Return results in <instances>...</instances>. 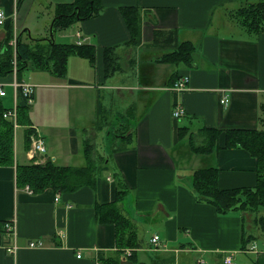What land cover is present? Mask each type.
Masks as SVG:
<instances>
[{
  "label": "crops",
  "instance_id": "1",
  "mask_svg": "<svg viewBox=\"0 0 264 264\" xmlns=\"http://www.w3.org/2000/svg\"><path fill=\"white\" fill-rule=\"evenodd\" d=\"M259 1L100 0V9L74 20L66 34L69 28L55 30L53 20L59 5L74 0H0V56L7 44L28 48L25 68L35 79L25 81L22 70L0 75V100L9 94L13 104L22 94L15 81L30 84L27 109L45 104L47 115L38 123L28 114L14 127H24L28 162L19 163L15 146L14 163L0 165V264H101V257L126 249L135 253L130 264H224L226 254L236 264H264L262 228L247 234L241 214H218L196 199L192 186L193 172L207 167L217 168L223 188L257 181L255 157L241 146L225 147V131H264V28L250 32L234 17ZM80 38L93 55L70 53L62 75L35 65L31 42L50 49L53 42L77 44ZM183 42L193 46L187 61L164 59ZM182 76L187 88L176 91L172 86ZM176 104L183 110L179 118L172 114ZM29 128L44 139L40 155L58 166H84L89 140L98 162L93 183L65 192L18 182L17 165L32 164L24 146ZM207 128L221 131L217 145L194 151L191 140L204 143ZM114 200L136 227L135 240L138 226L149 225L138 248L119 245L115 223L100 219L97 204ZM4 221L14 224L13 232L3 231ZM154 234L159 241L153 246ZM32 240L42 244L30 246ZM141 251L154 255L141 257Z\"/></svg>",
  "mask_w": 264,
  "mask_h": 264
},
{
  "label": "trees",
  "instance_id": "2",
  "mask_svg": "<svg viewBox=\"0 0 264 264\" xmlns=\"http://www.w3.org/2000/svg\"><path fill=\"white\" fill-rule=\"evenodd\" d=\"M100 0H74L69 5H59L57 13L53 20L52 27L55 30H64L69 28L74 20H83L100 9ZM125 12L129 24L130 19ZM248 31L258 32L264 28V1L250 3L237 10L234 16ZM135 35H138V27H131ZM22 45L17 46L18 58L26 61L28 48H21ZM50 51L42 66H49L58 75H62L65 71L66 60L70 53L76 52L81 55L91 57L93 55L92 49L83 50L81 44H58L51 43ZM193 46L190 42H183L175 47V49L167 54L164 59L170 61H187L190 58ZM7 53V47L3 55ZM47 55V54H45ZM35 56H41L35 54ZM44 56V54H43ZM39 66V65H37ZM43 67V68H44ZM9 68H4L0 64V75L7 74ZM33 96V95H32ZM17 121L18 124H24L29 117L25 116L24 109L27 107V100L18 92L17 95ZM7 109L2 105L0 100V165H12L14 163V126L11 120L3 117V112ZM186 127H180L179 131ZM220 130L214 128H207L206 141L202 144L195 145L191 140V148L198 151H211L218 141ZM32 133L29 128L25 132L24 146L28 148V140ZM225 147L241 146L253 155L257 162V181L253 186H241L223 188L218 184L217 168L207 167L197 169L193 172L192 186L195 191L196 199L199 202H205L213 206L218 214H240L245 209L258 210L260 207L264 208V131L257 130H240V131H225ZM84 152L86 156V164L84 166H58L47 159V164L41 168V172L37 170V164L17 165V180L18 182H27L35 189H43L50 187L55 191L70 192L83 185L92 184L95 180L96 160L93 158V147L89 144V140L85 141ZM98 215L101 220H112L116 225V235L119 245L124 243V246L138 248L140 240L134 239L135 226L129 218L122 213L121 208L116 200L108 203H99L96 206ZM243 219V218H242ZM257 220L260 221L262 233L264 231V217L261 216ZM122 229V231H120ZM245 233V232H244ZM241 237V243H247L248 239ZM264 234V233H263ZM253 237L252 235H250ZM126 239V241H125ZM128 242V244H126ZM122 248V247H119ZM121 253V255H120ZM114 257H101V264H119V259L125 258L134 260L135 253L125 255L124 250ZM124 255V256H122ZM119 257V258H117Z\"/></svg>",
  "mask_w": 264,
  "mask_h": 264
},
{
  "label": "rangeland",
  "instance_id": "3",
  "mask_svg": "<svg viewBox=\"0 0 264 264\" xmlns=\"http://www.w3.org/2000/svg\"><path fill=\"white\" fill-rule=\"evenodd\" d=\"M236 13H237V11L235 12V14ZM72 30H73V28H69L68 30H66V34L68 32L70 33ZM31 46H32V47H30L31 48V53L34 56L33 61H34L35 65L36 66L37 65L42 66V61H44L46 59L50 49H48V47L45 48L44 44H41L40 42H35V41L31 42ZM35 54H40L41 56H35ZM43 54H44V56H43ZM45 54H47V55H45ZM25 63H26V61H23V60L18 58L17 52H16V50H14L13 46H9L7 44V53L2 55V56H0V64L4 68H9L10 69V71L8 73L14 71L18 75V73L22 70L21 75H20L21 78H23L25 81H30V82L31 81H35V79L33 78V74L31 72V69H26L25 68L26 67ZM51 66L52 65L50 63L48 67L51 68ZM4 75H6V74H4ZM4 87L6 88V90L8 92H10V93L12 92L11 91L12 90V88H11L12 86L10 84L5 83ZM35 90H36V92H46L41 86H36ZM7 96L8 97H4L3 100L1 98V100H2V105L4 107L9 108L12 105L11 103H9V101L11 99V96L9 94ZM36 97H37V94H36ZM43 100H44V98H43ZM33 105H35V104H33ZM33 105L30 106V109H27V107L24 109L25 116H28V114H29V116L31 115V120L33 122L36 121L38 123H43L45 118L47 117L45 104H42L41 106L38 105V109L35 112H34V106ZM32 108H33V110H32ZM31 110H32V112H31ZM32 116H33V119H32ZM70 121L72 122L73 120L71 119ZM23 130H24V127L19 125L17 130H15V138H14V148L16 146V150H17V153H18V159H19V163L20 164L28 162V160L26 158V155H25V151H24L23 145H22V132H23ZM25 131L28 132V129L25 130ZM106 141H107V139L105 138V140L103 142L102 141L101 142L104 145H106ZM30 142H31V137H29V140H28L29 147L26 148L28 150L30 148ZM31 160H32L31 161L32 164H34V165L37 164V166H36V167H38L37 170H39L40 172H41V168L47 164V159L45 157H43L42 155H40V154H35L34 156H31ZM112 172L115 175L116 171L114 169L112 170ZM116 181H117V183L120 181L119 177H116ZM240 214H241V216L243 218L242 219V225H243L244 231L247 232V234L248 233L255 234L254 230H256L258 228L257 226L261 225L260 221L257 220V219L259 217H261V216L264 217V208L260 207L257 211L254 210V209H245L244 212H241ZM149 223H150V225H152L151 229H153L154 223H151V222H149ZM140 225L138 226V228L140 229V232H141L140 240L146 241L148 239V237H149L148 233L146 232V228L149 225L148 224H145L143 226H140ZM135 230H136V227H135ZM142 233H143V235H142ZM125 241H126V239H125ZM126 244H128V242H126ZM126 250L130 251V254H131V252H132L131 249H126ZM126 250H125V252H127ZM145 254L149 255L150 259L154 255V253H149L148 254V253H144L143 251L138 253V255L141 256V257H144ZM240 255L241 254H238V256H240ZM250 255H248L247 257L250 258ZM122 256H124V255H122ZM114 257H116V256H110L109 258H114ZM235 257L237 258V254H236ZM117 258H119V257H117ZM130 261L128 259H125V258L121 257L119 259V262H120L119 264H122V263L123 264H130Z\"/></svg>",
  "mask_w": 264,
  "mask_h": 264
},
{
  "label": "built area",
  "instance_id": "4",
  "mask_svg": "<svg viewBox=\"0 0 264 264\" xmlns=\"http://www.w3.org/2000/svg\"><path fill=\"white\" fill-rule=\"evenodd\" d=\"M5 19V13L3 8L0 6V23H2ZM79 37V35H77ZM81 38L80 40L77 42V44H80ZM187 83H188V77L186 76H182L179 79H177L172 88L175 89L176 91H183L187 88ZM13 86L15 88H20L23 97L27 100V103L31 102L32 100V93H33V86L30 84H25L23 82H17L15 81L13 83ZM5 95V90L3 88V86L0 84V96H4ZM227 98L224 96L221 99V103L226 104L227 103ZM183 113V110L180 106H178L177 104L175 105V107L173 108L172 114L175 118H179ZM3 117L7 118L9 120L12 121L13 126L16 127L17 124V101L16 99L14 100V103L11 105V107L7 108L4 112H3ZM31 137V142H30V148H29V156H34L35 154H44L45 153V144H44V139L41 136H38L36 134H32L30 135ZM3 231H5L6 233H10L14 231V224L10 221H4L3 226H2ZM159 241V235L158 234H154L151 239H150V244L151 245H157ZM42 244L41 241H35L32 240L29 242L30 246H40ZM7 251L9 252H13L15 251L14 249H16V246L14 248L12 247H7L6 248ZM125 254L128 256L130 255V251L125 252ZM223 262L224 264H236L235 260L233 258V256L231 254H226L223 256Z\"/></svg>",
  "mask_w": 264,
  "mask_h": 264
}]
</instances>
